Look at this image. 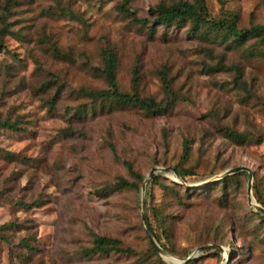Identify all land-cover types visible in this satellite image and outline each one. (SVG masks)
<instances>
[{"label": "rangeland", "instance_id": "1", "mask_svg": "<svg viewBox=\"0 0 264 264\" xmlns=\"http://www.w3.org/2000/svg\"><path fill=\"white\" fill-rule=\"evenodd\" d=\"M123 1L0 0V121L18 127H0V264H264V215L248 204L247 172L218 185L245 167L264 208V42L228 47L188 27L151 35L120 10ZM178 1L191 0H130L125 9L149 26L155 7ZM205 2L214 19L264 25V0ZM105 49L115 52L121 92L136 78L139 96L160 102L165 78L175 105L154 115L92 103L85 91L106 89ZM174 167L190 175L183 181ZM154 176L180 186L162 191ZM119 178L136 188H116ZM211 182L208 193L195 191ZM142 199L166 255L152 249ZM96 236L129 252L84 255ZM212 244L221 251L195 252Z\"/></svg>", "mask_w": 264, "mask_h": 264}, {"label": "trees", "instance_id": "2", "mask_svg": "<svg viewBox=\"0 0 264 264\" xmlns=\"http://www.w3.org/2000/svg\"><path fill=\"white\" fill-rule=\"evenodd\" d=\"M130 0H124L120 10L126 15L131 17L136 23L148 27L149 33L152 35L155 32L156 26H162L163 28H173V27H188L190 32L204 41H209L211 43H227L228 47L239 48L244 46L251 39H260L264 42V25H254L248 28H238L237 18L233 15H227L223 19H214L208 12L205 0H191V1H178L168 6L159 5L154 8L155 18L151 25L148 26L149 22L146 19L139 20L134 18L132 13H130L125 6ZM3 48L0 43V50ZM250 54H255L251 52ZM102 65L101 75L106 83V89L98 91H85L86 97H88L92 103H99L104 105L108 103L109 106H132L141 111L151 113L154 115H161L170 110L175 103L178 101L175 94L172 93L171 88L165 78H162L164 84L165 98L160 102H156L151 98H142L137 92V82L134 78V82L131 86V93L121 92L118 88L116 81L115 72V52L113 49H105L102 51ZM232 69L236 75V80L240 85L244 86L241 81V73L239 69L232 66ZM93 111L94 109L91 108ZM86 110L78 111V113H84ZM0 127L3 129H8L11 131H17L18 127L16 123H9L7 121H0ZM228 136L234 141L243 142L244 136L236 132L228 133ZM188 147L187 142H184L183 157L187 158ZM127 172L137 181L142 179L133 172V169L129 163H124ZM175 172L184 181L185 177L190 175V173H182L177 167H174ZM236 176L235 174L227 175L221 178L218 182L219 184L226 185L230 183ZM152 184L157 185L162 191H168L173 187H179L180 185L174 182H169L165 185L160 182L157 176H154L151 180ZM215 182V181H214ZM214 182L209 185H205L201 188L195 189L198 193H208L209 190L214 189ZM116 188H129L135 189L136 182H128L123 178H119L115 184ZM192 190L191 187L185 189V192ZM253 191L255 199L258 203L262 204V200L257 195V188L254 185ZM106 192H108L106 190ZM263 206V205H262ZM258 215V214H257ZM261 218L264 216L259 215ZM1 227L0 229H3ZM153 251L156 253L154 248ZM111 252H129L128 249H123L120 247V242L117 239L96 236L93 239L92 247L83 250V254L86 256L92 255H108ZM185 264H192V262L187 261Z\"/></svg>", "mask_w": 264, "mask_h": 264}, {"label": "water", "instance_id": "3", "mask_svg": "<svg viewBox=\"0 0 264 264\" xmlns=\"http://www.w3.org/2000/svg\"><path fill=\"white\" fill-rule=\"evenodd\" d=\"M155 171H157V169L152 170V171L149 173V175L147 176L146 180H147L149 177H151V175H153V173H154ZM162 171H166V169H163ZM242 171H246L247 174H248V182H247L248 204H249L252 208H254L258 213H261V214L264 215V208H262L260 205H258V204L255 202V200L252 198V196H251V188H252V186H251L252 172H251L249 169H247V168H245V167H236V168H233V169H231V170L226 171L224 174H222V175L220 176L219 179H221V178H223V177H225V176H227V175L235 174V173L242 172ZM146 180H145V181H146ZM142 192H144V186L142 187ZM252 200L255 202V204H252ZM141 208H142V211H143V214H142V220H143V223H144L145 228H146L147 236H148V238H149V240H150V242H151V244H152L154 250H155L158 254H160V255H162V256H163V255H166L165 251L161 250L159 247L156 246V244H155V242H154V240H153V238H152V236H151V233H150V230H149V227H148V224H147L146 216H145V213H144V201H143V199H142V206H141ZM206 249H212V250H219V251H221V247H220V246L215 245V244H212V245H207V246L199 247L195 252L198 253L199 251L206 250ZM190 259H191V257H188V258L182 260L181 262H182V264H183V263L185 264V263H186L187 261H189Z\"/></svg>", "mask_w": 264, "mask_h": 264}, {"label": "bare ground", "instance_id": "4", "mask_svg": "<svg viewBox=\"0 0 264 264\" xmlns=\"http://www.w3.org/2000/svg\"><path fill=\"white\" fill-rule=\"evenodd\" d=\"M252 204H255V202L252 200ZM165 260L168 262V263H171V262H175L172 258H165Z\"/></svg>", "mask_w": 264, "mask_h": 264}]
</instances>
